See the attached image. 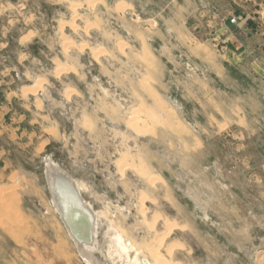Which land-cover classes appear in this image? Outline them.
<instances>
[{"label": "rangeland", "instance_id": "1", "mask_svg": "<svg viewBox=\"0 0 264 264\" xmlns=\"http://www.w3.org/2000/svg\"><path fill=\"white\" fill-rule=\"evenodd\" d=\"M77 14L78 32L59 30ZM37 79L43 95L22 96ZM104 85L138 105L139 133L95 113L117 102ZM86 113L94 131L80 126ZM125 156L147 172L122 177ZM46 158L80 165L88 198L151 263L160 238L161 264H264V0H0V264H87L58 225Z\"/></svg>", "mask_w": 264, "mask_h": 264}, {"label": "bare ground", "instance_id": "2", "mask_svg": "<svg viewBox=\"0 0 264 264\" xmlns=\"http://www.w3.org/2000/svg\"><path fill=\"white\" fill-rule=\"evenodd\" d=\"M79 7L77 5L71 6V11H78ZM75 17V15L73 16ZM73 19V18H72ZM77 20H72V22H60L58 28L60 31L70 29L74 34L80 30L79 26L76 21H81L83 19V14H77ZM88 43V42H87ZM87 43L82 42V44L78 46H84ZM126 43V42H125ZM125 43L120 40L117 45L120 52H124L126 47ZM90 46L92 47L91 43ZM64 50H69L71 45L62 44ZM84 48V47H83ZM88 48V46H87ZM145 48V46H144ZM143 51V49H142ZM96 60L99 59L101 56L100 54L103 52H95ZM99 54V55H98ZM64 68L61 69L58 67L56 71H54L55 78H59L63 75V73H75L76 67L73 65L67 66L65 71ZM135 78H138L135 83L139 85V87L143 86V89L149 92L147 89L148 80L146 79V74H142V72L134 73ZM46 80L37 79L33 83L25 86V88L21 89L22 96H38V94L43 95V88L45 87ZM105 84V83H104ZM115 87V84H113ZM104 94L110 98L112 101H117L118 96L114 92V88L108 86L107 88L103 87ZM149 89V88H148ZM74 89H66L65 90V100L69 101L74 96H78V91L73 93ZM146 92V93H148ZM150 92L154 94V91L150 89ZM149 92V93H150ZM136 96V94H135ZM40 98V97H39ZM43 100H39L36 103L37 108H40L43 103ZM118 102V104H117ZM115 103V106H111V111H108L107 108L104 111L99 109L96 110L95 113L100 116H104L103 121L106 123L107 128L112 127L115 129H121L119 131L125 132L126 131V124L130 130H127L128 133L135 135L139 133V129L143 128L145 122L141 116V111L138 108V105L129 99L120 98ZM113 104V103H112ZM175 105L176 102H173ZM177 106V104H176ZM154 107L158 108L160 111L164 112L167 108L164 107V104L161 103V100L156 99L154 102ZM157 109V110H158ZM169 109V112L172 111ZM165 113V112H164ZM163 113V114H164ZM69 115V114H68ZM96 115V117H97ZM65 116L67 114L65 113ZM64 116V117H65ZM112 116V117H111ZM69 118V116H68ZM93 118V117H92ZM125 119V122H122ZM82 126L84 129H88L89 131H94L96 127L97 120L91 119L89 115L84 114L80 119ZM78 122V121H77ZM78 124V123H77ZM53 134L57 133V130L52 131ZM91 136V135H90ZM89 137V133H88ZM87 138V137H86ZM90 138V137H89ZM89 141V139H88ZM130 141V138L127 139ZM49 158V157H48ZM45 159V158H44ZM142 158L138 156L137 160L134 158L129 160L127 156L123 157L122 161H118L117 169L120 172L121 176L123 177L126 175L128 170H132L136 172V174H143L147 171L143 168ZM44 171H45V187L49 191V201L52 207L55 209V212L59 218V227L64 228L66 233L72 239L78 253L80 254L81 258L87 264H161L167 262L168 260L159 252V248L162 245V241L160 238H156V246L146 247V252L151 257H154L155 263H151L147 256L142 255L141 249L142 244L139 243H132L129 241L122 232L115 226V224L105 217V214L100 210L99 201L96 199H89L88 196L90 193V180H85L84 176L80 173L78 165V170L71 171L67 169L65 166L60 164L59 161L55 159H47L43 162ZM83 176V178H81ZM67 181L71 183V186L67 185ZM153 181V180H151ZM137 183H141L140 180H135ZM69 186V187H68ZM58 188V190H57ZM57 190L56 195H54V191ZM100 189L99 191H101ZM103 191V190H102ZM78 193L82 198V204L85 208L81 210V202L74 201L75 194ZM108 195L109 193L106 192ZM57 196V197H56ZM117 196V195H116ZM94 198V197H93ZM123 200L121 197L112 198L114 203H119L121 207V201ZM146 198L145 195L141 196L142 203L143 200ZM107 199H111L110 197ZM97 205V207H96ZM63 206V207H62ZM126 209V206H122ZM147 208L143 205L140 209V212L144 215L147 212ZM157 216L151 221L146 223V227L149 231H154L156 228ZM70 224L72 228L68 225ZM2 227V225H0ZM72 229L75 230L78 237L74 236L72 233ZM102 236V239L100 238ZM149 246V245H148ZM99 254L103 255V258L99 256Z\"/></svg>", "mask_w": 264, "mask_h": 264}, {"label": "water", "instance_id": "3", "mask_svg": "<svg viewBox=\"0 0 264 264\" xmlns=\"http://www.w3.org/2000/svg\"><path fill=\"white\" fill-rule=\"evenodd\" d=\"M67 183H68L67 185L71 186V183H70L69 181H67ZM69 186H68V187H69ZM57 190H58V188H57ZM57 190L54 191V195H56ZM56 197H57V196H56ZM73 200H74V201L81 202V207H80L81 210H84V209H85V208L83 207L84 205L82 204V202H83V201H82V198H81V196H80L78 193L75 194V197H74ZM62 207H63V206H62ZM67 225H68V224H67ZM69 226L72 228V226H71L70 224L68 225V227H69ZM71 231H72V233H73L74 236L78 237V235L76 234V232H75L74 229H72Z\"/></svg>", "mask_w": 264, "mask_h": 264}, {"label": "crops", "instance_id": "4", "mask_svg": "<svg viewBox=\"0 0 264 264\" xmlns=\"http://www.w3.org/2000/svg\"><path fill=\"white\" fill-rule=\"evenodd\" d=\"M209 19H207L208 23L211 25V26H214V27H227V24L225 23H216L215 21V16L214 14L210 13L209 16H208Z\"/></svg>", "mask_w": 264, "mask_h": 264}, {"label": "built area", "instance_id": "5", "mask_svg": "<svg viewBox=\"0 0 264 264\" xmlns=\"http://www.w3.org/2000/svg\"><path fill=\"white\" fill-rule=\"evenodd\" d=\"M235 21H236V19H235V18H233V19H232V22H235Z\"/></svg>", "mask_w": 264, "mask_h": 264}, {"label": "flooded vegetation", "instance_id": "6", "mask_svg": "<svg viewBox=\"0 0 264 264\" xmlns=\"http://www.w3.org/2000/svg\"><path fill=\"white\" fill-rule=\"evenodd\" d=\"M104 118V117H103ZM111 194V192H109Z\"/></svg>", "mask_w": 264, "mask_h": 264}]
</instances>
